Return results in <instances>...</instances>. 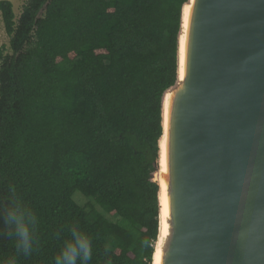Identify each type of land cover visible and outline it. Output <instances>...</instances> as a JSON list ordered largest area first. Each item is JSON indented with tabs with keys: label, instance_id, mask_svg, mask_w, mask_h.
I'll return each instance as SVG.
<instances>
[{
	"label": "trees",
	"instance_id": "obj_1",
	"mask_svg": "<svg viewBox=\"0 0 264 264\" xmlns=\"http://www.w3.org/2000/svg\"><path fill=\"white\" fill-rule=\"evenodd\" d=\"M187 2L28 0L16 20L0 0L12 53L0 44V208L14 185L40 219L29 257L0 221V264H51L73 224L92 239L91 264L109 249L113 264H153L162 103Z\"/></svg>",
	"mask_w": 264,
	"mask_h": 264
},
{
	"label": "water",
	"instance_id": "obj_2",
	"mask_svg": "<svg viewBox=\"0 0 264 264\" xmlns=\"http://www.w3.org/2000/svg\"><path fill=\"white\" fill-rule=\"evenodd\" d=\"M162 126L154 182L160 196L163 141L169 231L160 264H264V0H188Z\"/></svg>",
	"mask_w": 264,
	"mask_h": 264
},
{
	"label": "clouds",
	"instance_id": "obj_3",
	"mask_svg": "<svg viewBox=\"0 0 264 264\" xmlns=\"http://www.w3.org/2000/svg\"><path fill=\"white\" fill-rule=\"evenodd\" d=\"M0 221L3 222L6 234L13 243L16 256H31L39 244L40 219L35 210L18 194L14 185H9L7 204L0 208ZM241 235L243 236V233ZM110 251L106 250L104 264H113ZM92 259L91 237L73 224L68 228V235L62 240L51 264H91ZM10 264H16V259Z\"/></svg>",
	"mask_w": 264,
	"mask_h": 264
},
{
	"label": "bare ground",
	"instance_id": "obj_4",
	"mask_svg": "<svg viewBox=\"0 0 264 264\" xmlns=\"http://www.w3.org/2000/svg\"><path fill=\"white\" fill-rule=\"evenodd\" d=\"M190 11V6H187L185 8V24H184V29L187 28L188 25V15ZM181 67H180V76L182 78V72H183V59H184V44H185V36L181 37ZM168 98V95H167ZM165 108H167V103H165ZM166 117V115H165ZM162 146V154H161V159H160V171L156 174V181L160 184V196H159V202H160V232H159V238L158 242L156 243L155 246V255H154V264H160V258H161V253L163 250V246L168 238V206H167V188H166V181L164 174L166 172V161H165V156H164V146L165 143L162 141L161 143Z\"/></svg>",
	"mask_w": 264,
	"mask_h": 264
},
{
	"label": "rangeland",
	"instance_id": "obj_5",
	"mask_svg": "<svg viewBox=\"0 0 264 264\" xmlns=\"http://www.w3.org/2000/svg\"><path fill=\"white\" fill-rule=\"evenodd\" d=\"M12 2L14 6V13L16 16V20H18L22 14L23 8L28 0H7ZM0 44L6 47L7 54H12L10 49V39L5 31V26L3 22L2 15L0 13ZM74 200L81 205L82 207L87 208L88 210H91L92 208H96L100 210V207L98 206L97 202L93 198H86L82 193L75 192L73 196ZM105 216L110 219L111 221H116V219H113L111 216L105 214Z\"/></svg>",
	"mask_w": 264,
	"mask_h": 264
}]
</instances>
